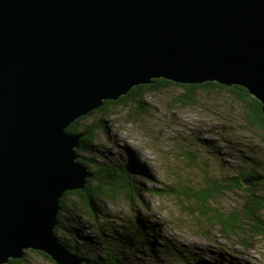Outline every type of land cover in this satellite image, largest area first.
Wrapping results in <instances>:
<instances>
[{"label":"water","instance_id":"95a60500","mask_svg":"<svg viewBox=\"0 0 264 264\" xmlns=\"http://www.w3.org/2000/svg\"><path fill=\"white\" fill-rule=\"evenodd\" d=\"M155 78L241 85L264 112V0H0V264L86 262L55 233L91 176L67 128Z\"/></svg>","mask_w":264,"mask_h":264},{"label":"rangeland","instance_id":"374dc122","mask_svg":"<svg viewBox=\"0 0 264 264\" xmlns=\"http://www.w3.org/2000/svg\"><path fill=\"white\" fill-rule=\"evenodd\" d=\"M183 91L181 86L173 85L148 93L143 107L133 100L126 104H114L103 112L95 109L86 115L83 120L85 124L98 122L101 118L106 122L96 132L98 140L94 145L99 149L95 148L99 154L93 151L84 152L86 156L96 159L91 164L94 169L100 170V164L109 165L101 161L100 157L104 152L111 157V163L124 161L128 158V154L124 155L127 148L128 151L132 149L131 151L139 154V162L142 165L145 163L152 175L149 177L139 174L133 177L134 182H142L151 189L144 194L141 192L145 196L143 202H140L138 190L130 193L134 200L133 205L126 191L118 190L114 200L104 201L98 225L104 228L108 242L119 250V236L132 234L130 223L135 224L145 219L152 227L153 224H159L161 219L166 221L167 226L162 228V233L173 242L175 251H167L159 238L160 242L155 250L149 244L140 248L141 252L127 249L124 252L127 264H264V237L247 233L240 238L229 239L221 235L214 226L208 227L213 238L200 235L194 226V218L179 208L174 192L164 191L162 196L157 195L156 189L167 188L166 185L177 188L179 183H185L200 187L204 179V163L208 165L209 172L216 175H234L236 169L232 165L227 171L220 167L215 156L217 153L224 159V166L227 162H238L235 158L237 151L257 157L264 166V130L251 125L247 109L233 93L223 89H218L213 94L201 91L196 94L195 103L182 104L177 98ZM204 140H213L214 146L218 145V150L221 146L220 150L216 151L210 144L209 151L208 147L203 146ZM231 141L238 150H230L233 146H229ZM190 147L201 158L200 162L193 164L183 156L182 152ZM140 163L137 165L138 170ZM86 171L92 176L93 173L88 167ZM91 176H86V184ZM96 183L91 184L92 187ZM258 192H264V189ZM229 195H235L234 191L231 190ZM67 197L71 201L79 202V197L75 194H68ZM100 199L102 201L103 198ZM236 199L234 202L220 198L218 208L226 211L237 208L236 204L240 207V201ZM70 219L73 221H69ZM61 220V238L70 240L72 236L68 235L67 228L72 227L81 234L88 235L89 245L98 250L99 254L104 253L105 242L97 235L98 227L88 214L62 212ZM151 236L148 239L150 241L154 240L152 230ZM243 238L248 239L251 244L249 247L244 246L241 241ZM92 247L90 250H93ZM81 252L82 255L93 256L92 252ZM77 256L87 262L81 255ZM86 262L83 264L88 263ZM9 264L56 263L43 251L26 248L22 262Z\"/></svg>","mask_w":264,"mask_h":264},{"label":"trees","instance_id":"16d2710c","mask_svg":"<svg viewBox=\"0 0 264 264\" xmlns=\"http://www.w3.org/2000/svg\"><path fill=\"white\" fill-rule=\"evenodd\" d=\"M173 85L181 86L184 89L183 93L177 98V101L182 104L195 103L197 98L196 94L201 91L213 94L218 89L227 90L233 93L236 99L244 104L248 111V120L251 125L264 130V112L262 103L259 99L254 97L244 86H228L214 81H206L203 83H179L165 78H155L151 83L134 86L126 95H122L118 99H106L104 103L97 108V111L103 112L106 111L109 106L114 104H126L133 100L136 101L140 107H143L146 104L145 96L148 95V93L159 89H165ZM92 112L93 110L91 113ZM86 115L78 118L67 130L71 133L80 134V146L77 148V152L81 153V156L78 158V161L87 166L93 174L84 188L75 189L73 191L68 190L60 199L61 210L58 214L59 224L55 229L56 235L73 253L84 257L88 262L87 264H127L124 253L127 252V249L141 252L140 248L146 247L147 244H149L152 246V250H155L158 246V242H160L159 238H161V242L167 251L171 253L174 252L173 242L162 233V228L167 226L166 221L162 219L159 224H153L152 227L145 219L135 224L130 223L129 226H131L130 229L132 230V234H123L119 236L118 246L121 247L119 250L117 248L115 249L114 245L108 242L109 239L105 235L104 228L98 225L100 224V214L102 213V207H104V201L114 200L117 195L116 192L118 190H124L128 195V199H131V205H133L134 200H132L133 197L130 193H132V190H138L140 202H143L145 196L142 194H144L145 191H151V189L146 187L142 182H134L133 177H137L139 174L149 177L152 175L149 174L147 166L145 167L144 164L142 165L139 162V154L131 151L132 149L128 151L127 148V153H124V155L128 154V158L124 161L111 163V157L106 156L104 152L100 157L101 161L109 165H103L98 162L100 168H102L100 170L94 169L91 164L95 162L96 159L86 156L84 152H96L95 148L97 147L94 145L98 140L96 132L98 128L103 126L106 122L101 118L98 122L85 124L83 120L87 117ZM210 144L214 146V141L204 140L203 146L208 147V150L211 151ZM229 144V146L233 145L230 147L231 151L238 150V148H235L232 141ZM220 147L221 146H219V150ZM217 148L218 145L214 146L215 150ZM97 150L99 149L97 148ZM219 150L217 149L216 151ZM96 153L99 154L98 151ZM182 154L193 164L197 163V161H201V158L191 147L189 150L183 151ZM215 156H217V162L222 169H226L227 171L230 169V165H232L236 169V173L234 175L230 173L216 175L214 172H209L208 165L204 163L205 166L202 167L204 179L200 187L187 185L185 183H179L177 188L166 185L167 188L156 189L157 195L162 196L161 193L164 191L174 192V196L178 198L177 204L179 208L183 213L185 212L187 215L194 218V226L200 235L213 238L212 231L208 227L214 226L221 235L229 237V239L233 237L240 238L247 233H253L255 236L264 237V192H258V190L264 189V166L260 164L257 157L246 152L237 151L235 153V158L238 162H227L228 164L225 166L223 164L224 159H222L218 153ZM139 163L141 164L140 170H138L137 167ZM248 165L250 166L248 167ZM248 177L254 178L251 184H247L244 181ZM93 183L97 185L92 187L91 184ZM231 190L234 191L235 195H229ZM71 193L79 197V202L71 201L67 197V195ZM227 196H229V198ZM100 198H103L102 201H99ZM220 198L234 202L237 200L236 198H238L241 206L238 207V204H236L237 208L224 211L218 208ZM62 212L88 214L98 227L97 235L105 242H103L105 244L104 253L99 254L98 250H95V248L89 245L88 235H83L80 231H76L72 227L67 228L68 235L72 236L70 240L68 238L66 240L61 238L59 236V231L62 228ZM69 221L72 222L73 219ZM63 230H65V228ZM151 230L154 240L150 241L148 239L152 237ZM241 241L246 247L251 245L247 238H243ZM134 244H136V246H134ZM87 247L88 249H86ZM90 247H92L93 250H90ZM81 250L84 252H92L93 256L89 257L86 254L82 255ZM47 256L49 255L47 254ZM154 257L156 258L155 255ZM49 258L51 259L50 256ZM19 262H22V258L11 259L9 263ZM197 263L199 264V262ZM220 264H224V262Z\"/></svg>","mask_w":264,"mask_h":264},{"label":"bare ground","instance_id":"6f19581e","mask_svg":"<svg viewBox=\"0 0 264 264\" xmlns=\"http://www.w3.org/2000/svg\"><path fill=\"white\" fill-rule=\"evenodd\" d=\"M144 165H145V163H144ZM146 167V166H145ZM144 174V173H143Z\"/></svg>","mask_w":264,"mask_h":264}]
</instances>
